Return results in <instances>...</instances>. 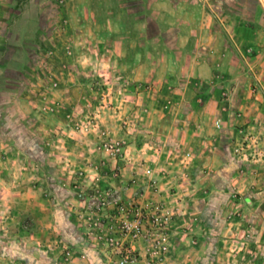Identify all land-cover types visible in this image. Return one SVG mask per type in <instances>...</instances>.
I'll list each match as a JSON object with an SVG mask.
<instances>
[{"label": "rangeland", "instance_id": "374dc122", "mask_svg": "<svg viewBox=\"0 0 264 264\" xmlns=\"http://www.w3.org/2000/svg\"><path fill=\"white\" fill-rule=\"evenodd\" d=\"M13 15L21 18L11 22ZM0 16L1 180L39 168L32 161L25 166L28 150L16 143L31 139V148L41 144L47 153L56 140L50 131H39L34 116L25 121L19 116L27 84L37 75L50 91L62 80L87 82L81 102L97 95L94 106L81 105L95 117L91 124L46 91L39 111L48 116L65 108L63 126L75 119L98 130L106 108L120 109L103 103L107 90L119 98L125 94L144 110L142 99L132 94L153 92L152 81L160 78L167 77L171 90L188 81L198 96L224 99L222 112L228 115L212 120L215 134L208 140L200 137L205 144L199 150L212 160L192 189L204 211L190 210L185 236H194V248L200 236L203 256L187 264H218V257L220 264H264V0H0ZM172 55L184 64L201 60L208 66L195 77L185 78L189 70L177 65L168 73L164 62ZM135 78L140 85L131 83ZM106 80L112 81L108 87L102 85ZM26 131L33 136H21ZM191 152L195 160L198 152ZM213 173L219 181H213Z\"/></svg>", "mask_w": 264, "mask_h": 264}, {"label": "crops", "instance_id": "0c3cea01", "mask_svg": "<svg viewBox=\"0 0 264 264\" xmlns=\"http://www.w3.org/2000/svg\"><path fill=\"white\" fill-rule=\"evenodd\" d=\"M17 17L18 15L12 17L11 22L21 18L20 15L18 19ZM2 23L4 22L0 16V26ZM172 57L173 55L164 62V69L170 73L173 65H175L174 68L176 65L185 67L189 70L185 78L195 77L199 71L204 74L203 68L208 66L201 60H198L194 66L188 62L184 64ZM37 74H40V71L37 70ZM166 78L156 79L154 82L151 80L154 84L153 92L142 95L138 93L136 96L132 94L134 100L142 99L141 104L144 110L136 107L135 102L129 103L125 94L119 98L117 93L111 94L112 92L107 90L103 103L104 101L106 104L115 103L114 106L119 105L120 109L112 108L109 111L108 108L100 119L101 124L97 125L99 130L92 125L88 134L75 132L73 127H65L62 122L65 108L72 111L75 118L77 115L86 119L84 120L86 122L89 119L87 124H91L95 118L92 113L89 114V110L87 113V110L81 108V105L85 103L81 102V97L88 89L87 82L72 84L71 79L62 80L60 84L58 83V88L53 91H50L49 84L47 87L45 79L38 75L35 78L36 82L33 80L28 82L22 112L19 116L22 121L29 116H34L38 121L39 131H50L56 140L47 153L37 140L39 145L33 146L34 151L31 148L34 140L29 139L23 144L16 143L18 148L30 150L25 153L28 156L25 160L28 164L25 166L32 164V161L39 168L34 174L19 172L6 180L0 179V264H110L103 253L86 241L84 229L79 227L76 217V213L83 210L86 196L94 185L101 188H120L129 177L127 173L121 179L114 178L112 172L116 161L97 150L99 132L105 129L114 137L123 138L127 143L128 155L135 160L134 171L140 172L139 162H153L157 158L165 159L166 154L171 156L168 150L173 148L198 152L202 148L200 144H205V140L201 141L200 137L208 140L210 135L215 134L211 126L212 120L221 117L223 121L228 115V111L222 112L224 99L221 102L217 99L214 101L215 98L210 93L198 96L194 90H191L193 87L188 88V81H181L179 87L171 90ZM140 81L142 80L135 78L131 80V83H135L136 86L141 84ZM79 85L85 86L77 88ZM45 91L46 94H52V100H56L65 108L61 110L59 107L60 112L48 116L41 114L40 97L41 92ZM86 99L85 105L92 102L94 106L97 95L92 93ZM202 100L203 103L200 102ZM43 118L45 119L41 120ZM17 132L23 134L21 129ZM26 133L21 136H33L32 132L26 131ZM149 138L159 146L160 154L150 147ZM0 140L4 143V140L1 138ZM202 153L203 151L199 150L195 160L192 156L193 188L199 186L200 180L204 179V175L210 170L209 161L212 159L209 160L210 158L204 157ZM80 170L84 171V177L79 175ZM214 173L211 176L213 181L217 182L219 175ZM165 186L166 184H163L160 187V197L163 199L168 198V193L173 194ZM193 193L194 190L191 188L184 193L188 198L191 212L204 211L202 205L198 204L200 198L195 197ZM195 232L198 233L197 230ZM193 237L189 238L181 234L165 264H187L188 261H200L203 256L200 244L203 245V243L200 236L196 237L198 246L194 248L190 243ZM67 252L70 253V258L66 261ZM220 259L217 258L218 264ZM224 259L226 260L225 256L222 257V261L225 262Z\"/></svg>", "mask_w": 264, "mask_h": 264}, {"label": "built area", "instance_id": "2783aa9c", "mask_svg": "<svg viewBox=\"0 0 264 264\" xmlns=\"http://www.w3.org/2000/svg\"><path fill=\"white\" fill-rule=\"evenodd\" d=\"M109 80L102 85L110 86ZM70 123L83 134L91 130L78 120L72 119L67 127ZM99 138L97 150L116 161L114 178L121 179L127 173L129 177L120 188L94 185L87 194L83 210L76 213L86 241L103 253L110 264H165L178 237L191 229L189 201L184 193L194 186L192 152L173 148L165 159L139 162L137 172L123 138L114 137L105 129L99 132ZM150 141V147L160 154L159 146ZM79 175L84 177V171L80 170ZM163 184L173 192V198L160 197ZM69 258L67 252L65 260Z\"/></svg>", "mask_w": 264, "mask_h": 264}, {"label": "trees", "instance_id": "16d2710c", "mask_svg": "<svg viewBox=\"0 0 264 264\" xmlns=\"http://www.w3.org/2000/svg\"><path fill=\"white\" fill-rule=\"evenodd\" d=\"M58 189H59V188H58ZM58 189H56V190H58ZM66 194H67V193H66ZM211 257H212V255H210V257H209V258L207 257V258H208V260H209V259H211Z\"/></svg>", "mask_w": 264, "mask_h": 264}]
</instances>
